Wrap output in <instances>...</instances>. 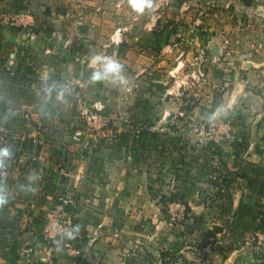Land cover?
Instances as JSON below:
<instances>
[{"label":"rangeland","instance_id":"1","mask_svg":"<svg viewBox=\"0 0 264 264\" xmlns=\"http://www.w3.org/2000/svg\"><path fill=\"white\" fill-rule=\"evenodd\" d=\"M66 1L68 7L62 13L63 18L77 0ZM48 3V0L0 1V52L4 55L0 63V145H8L14 151L6 177L0 178L12 193L8 203L0 207V264H55L53 254L57 244L45 237V231L50 218L59 217L58 207L62 205L74 220L72 227L80 225V229L73 239L59 238L61 243L88 237L84 222L98 230L109 227L121 238V254L129 264H264V230H258L255 222L257 212L264 205V162L256 154L258 141L252 140L253 128L233 126L227 113L219 116L220 111L214 110V115L198 116L189 111L186 107L189 103L197 104L201 100L198 93L191 97L189 92H198L206 77L194 87L185 85L169 95L182 98L179 100L182 108L175 116V138L160 136L155 149H148L142 155L137 153V157H129L123 150L116 154L109 148L114 132L93 137L88 145L77 138L78 131L84 136L88 124L71 97L59 108H53L49 119L39 116L41 82L45 78L63 79L59 75L54 77L48 68L52 53L45 52L46 40L38 39L39 25L36 23L37 31L31 35L25 30L35 14L44 19L45 13L50 12L45 10ZM185 14L167 15V21L170 22V17L173 20L181 17L184 21L187 17L196 20L204 16ZM215 19L220 23L226 19L233 27L239 23L240 15L227 11ZM15 28H23L21 33L28 45L21 53L23 57L15 56L13 67L7 69V55L12 49H7L5 39ZM18 42L24 45L20 39ZM67 46L66 51L70 47ZM182 58L188 65L193 61V57ZM184 73L180 77L188 78L189 69ZM75 93L86 101L97 100L89 99L80 88ZM15 115L26 118L27 122L13 126L11 120ZM112 116L113 122L120 118ZM215 119L223 124L221 129L232 133L231 138L223 137L218 127L213 128L215 131L210 136L206 128L196 126ZM235 129L245 131L250 138L243 139ZM261 145L264 148L263 142ZM116 163L127 169L123 177L112 174ZM136 164L139 171L148 172L143 188L136 182L133 185L136 191L106 187L120 181L129 185L124 179L130 176L128 171L141 173L133 169ZM32 173L40 177L36 191L21 192L19 186ZM130 198L141 201L133 204L137 206L136 214L147 212L150 203L154 204L151 208L157 205L156 213L160 217L153 220L144 217L133 223L137 232L129 231L126 242L120 234L124 228L120 215L133 211L132 206L126 210L123 202ZM106 215L117 221L107 223ZM43 253L47 258H43ZM63 254L78 258L68 251Z\"/></svg>","mask_w":264,"mask_h":264},{"label":"crops","instance_id":"2","mask_svg":"<svg viewBox=\"0 0 264 264\" xmlns=\"http://www.w3.org/2000/svg\"><path fill=\"white\" fill-rule=\"evenodd\" d=\"M48 1V9L45 10L50 12L45 13L44 19L35 14L31 25L25 30L31 35L37 31L36 23L39 25L38 39L46 40L42 46H47L45 52L52 53V63L48 68L54 77L59 75L63 79H73L76 89L80 88L89 99H102L106 112L120 116L111 127L114 137L110 138L109 148L115 150L116 154L123 150L127 156L137 157V153L142 155L148 149H155V142H159L160 136L175 138L174 118L176 111L182 108V102H179L182 98L166 94L173 81L169 70L181 54L191 59L203 50L206 53L207 77L197 89L198 92H189L191 97L198 93L201 100L186 107L198 116L214 115L219 110V116L228 114L233 126L253 128L252 140L258 141L256 148L263 151L259 152L257 148L256 154L264 162V148L261 145L264 143V0H151L152 7L143 13L133 10L129 0L122 4H119L121 0H84L87 13L79 31L74 30L70 16L63 18L67 1ZM39 9L43 11L44 8ZM227 11L240 15L239 23L233 27L226 19H222L225 23L215 19V16ZM185 13L204 16L196 20L187 17L184 21L181 17L175 21L170 17V22L167 21V15ZM118 27H123L124 32L122 41L115 44L111 36ZM22 30L15 28V32L5 39L7 49H12L7 58L23 57L21 53L28 44L24 42ZM67 45L70 51H66ZM92 52L115 55L124 65L128 84L120 87L110 83H92L89 79L91 69L88 67V57ZM239 129L235 131L248 140L250 137L246 132ZM133 167L135 169L137 164ZM130 170V176L124 178L130 182V186L120 181L106 187H127L136 191L133 186L136 182L143 188L148 172L136 168L135 172L141 173L134 174ZM126 171L119 163L111 170L114 177H123ZM123 202L126 210L131 206L133 209L128 215H120L123 216L124 225L120 234L127 242L130 232H137L133 223L144 217L153 220L160 216L156 213L157 205L151 208L154 204L147 203L149 210L136 214L137 206L133 207V204H141V201L130 198ZM106 220L107 223L117 221L109 215H106ZM84 223L89 238L83 255L75 258L55 251V264H129L121 254V238L109 227L98 230L90 223ZM42 255L47 258L46 254Z\"/></svg>","mask_w":264,"mask_h":264},{"label":"built area","instance_id":"3","mask_svg":"<svg viewBox=\"0 0 264 264\" xmlns=\"http://www.w3.org/2000/svg\"><path fill=\"white\" fill-rule=\"evenodd\" d=\"M75 1V0H74ZM126 0L119 1V4H122V2H125ZM86 10L87 5L84 0H77L76 4L71 6L66 15L72 16L71 24L74 28H80L83 23L85 22L86 17ZM14 20H17L16 17H14ZM23 26H27L25 23H20ZM18 24V25H20ZM124 32L123 27H118L113 35L111 36V41L115 44H119L122 41V34ZM68 44V42H67ZM68 47V46H67ZM70 51V47L69 50ZM230 54V51L228 52ZM183 54H181L177 59V64L169 70V74L173 77V82L170 84L167 88L166 94L172 95L177 93L176 91H180L181 87L188 85V87H194L197 82H199L202 78L207 77V70H206V53L203 50H200L196 55L193 56V61H191L190 65L186 63V61L182 58ZM4 58V55L2 51L0 52V63H2V60ZM15 63V58L13 56H10L8 58L7 64L5 65L7 69H11ZM186 69H189V79L188 78H182L180 77V74H185L184 71ZM68 80L71 81L73 92L71 95V98L75 99L77 103V108L79 112L86 118V122L88 124L87 131L83 134H81V131H78L77 138L83 139L85 145H88L91 141V138L96 136L101 137L102 135H106L107 131L112 132V128H110L111 123H113L114 117L113 114L109 115L106 113V104L102 99H97L95 101H86L81 96H78L75 91V82L73 79L68 78ZM181 114V111H180ZM183 115V114H181ZM174 123H177L176 119L174 118ZM212 125V126H211ZM223 124H220L217 119L213 120L212 122H207L202 125H196L200 128L207 129V134L212 136L213 135V128L218 127L217 129L220 130L221 135L225 138H231L232 133H230L229 130L226 128L221 129V126ZM112 127V125H111ZM220 127V128H219ZM95 131V132H94ZM215 131V130H214ZM108 133V132H107ZM216 133V132H215ZM81 139V140H82ZM217 141V140H216ZM61 207V208H60ZM59 217L53 216L50 218V222L48 224V228L45 231V237L49 240L54 241L57 245L54 248L59 253L69 252L71 255H79L83 254V239H77L74 242L65 240L64 242L59 241V233L67 232L69 229L72 228L74 220L72 219V216L67 213V211L64 209L63 205L58 207ZM62 218V220L60 219ZM50 229V230H49Z\"/></svg>","mask_w":264,"mask_h":264},{"label":"clouds","instance_id":"4","mask_svg":"<svg viewBox=\"0 0 264 264\" xmlns=\"http://www.w3.org/2000/svg\"><path fill=\"white\" fill-rule=\"evenodd\" d=\"M130 7L137 13H143L152 7L151 0H129ZM88 67L91 69L89 79L94 84L110 83L123 87L128 84L124 65L115 55H105L101 52H92L88 57ZM73 92L71 81L68 79L45 78L38 90L39 104L37 112L43 119L52 116V109L59 108L67 103ZM14 157L13 149L8 145H0V178L6 177L9 162ZM38 173L28 176L27 182L21 184L20 191L34 193ZM12 195L7 183L0 179V207L8 203ZM80 225L73 226L67 232L59 233L60 239H73L78 234Z\"/></svg>","mask_w":264,"mask_h":264},{"label":"trees","instance_id":"5","mask_svg":"<svg viewBox=\"0 0 264 264\" xmlns=\"http://www.w3.org/2000/svg\"><path fill=\"white\" fill-rule=\"evenodd\" d=\"M22 7V6H21ZM24 7H22V9H23ZM3 78H6V77H4L3 76ZM27 122V119L26 118H24V117H22V116H20V115H15L14 117H13V119L11 120V124H13V126H19V125H21L22 123H26ZM112 144V143H111ZM258 149L257 150H259V152H263L259 147H257ZM187 209H188V211H190V206H187ZM187 211V212H188ZM255 222H256V228L258 229V230H264V205L259 209V211L257 212V215H256V219H255ZM86 235V234H85ZM88 238L89 237H86V236H84V239H83V244H82V246H83V248H84V246H86V244H87V242H88Z\"/></svg>","mask_w":264,"mask_h":264}]
</instances>
